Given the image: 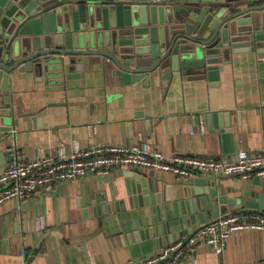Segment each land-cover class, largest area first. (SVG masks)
Returning a JSON list of instances; mask_svg holds the SVG:
<instances>
[{"label": "crops", "instance_id": "obj_1", "mask_svg": "<svg viewBox=\"0 0 264 264\" xmlns=\"http://www.w3.org/2000/svg\"><path fill=\"white\" fill-rule=\"evenodd\" d=\"M79 62L82 69L71 72L75 78L61 84L15 73L10 91H0V126L13 128L0 139V172L10 163L11 149L32 159L60 149L71 154L91 146L148 145L167 161H231L240 150H264V44L224 58L217 79L199 68L171 76L168 69L162 77L126 83L104 56ZM136 172L149 176L155 205L134 207L130 192L138 183L130 176ZM209 178L225 199L221 216L264 213V182L258 178ZM190 180L118 167L58 182L26 200L13 198L0 205V264H128L154 256L172 243L167 235L146 231L157 224L158 209L164 216L173 205L191 201L183 192ZM180 264H264V230L234 233L223 253L201 244L193 259Z\"/></svg>", "mask_w": 264, "mask_h": 264}, {"label": "water", "instance_id": "obj_2", "mask_svg": "<svg viewBox=\"0 0 264 264\" xmlns=\"http://www.w3.org/2000/svg\"><path fill=\"white\" fill-rule=\"evenodd\" d=\"M263 44L264 0H0V91H10L15 73L47 85L74 79L79 61L93 55L111 61L126 83L192 68L217 79L224 58ZM12 130L0 126V139ZM130 177L138 183L130 192L134 207L155 205L149 176ZM183 192L191 201L173 205L165 217L158 209L157 224L146 232L174 243L221 216L225 199L215 180L194 178Z\"/></svg>", "mask_w": 264, "mask_h": 264}, {"label": "built area", "instance_id": "obj_3", "mask_svg": "<svg viewBox=\"0 0 264 264\" xmlns=\"http://www.w3.org/2000/svg\"><path fill=\"white\" fill-rule=\"evenodd\" d=\"M10 155L9 165L0 172V205L13 198L29 199L58 182L77 180L88 174L105 175L118 167L166 171L187 180L239 176L264 182V150L257 153L240 150L231 161L181 156L167 161L160 153H151L148 145L91 146L86 150L76 149L71 154L60 149L55 155L38 154L32 159L11 149ZM41 226L39 221L38 228ZM250 229L264 230V213L248 210L220 216L200 225L187 238L163 247L156 255L128 264H180L193 259L201 244L223 253L234 233Z\"/></svg>", "mask_w": 264, "mask_h": 264}]
</instances>
